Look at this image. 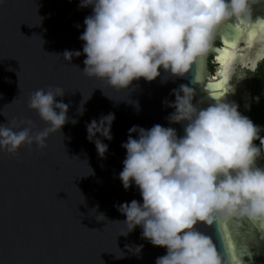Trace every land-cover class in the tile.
I'll use <instances>...</instances> for the list:
<instances>
[{"label": "clouds", "instance_id": "clouds-1", "mask_svg": "<svg viewBox=\"0 0 264 264\" xmlns=\"http://www.w3.org/2000/svg\"><path fill=\"white\" fill-rule=\"evenodd\" d=\"M262 2L80 0L79 7L92 8L79 36L86 56L82 74L123 92L141 78L154 81L161 75L160 69L171 77H183L193 65L197 68L210 53L217 52L214 40L226 22L239 32L248 29L246 47L251 49L257 34L264 33V17L253 18L254 6ZM260 44L257 60L264 56V40ZM81 54L66 50L63 58L70 62ZM241 63L242 69L248 67L243 60ZM233 71L232 62L226 60L217 74L226 81ZM243 78L241 70L237 81ZM195 79L200 78L196 75ZM215 80L213 76L201 84L202 93L216 98L206 108L193 104L195 92L185 84L172 90L173 102H163L174 109L167 118L169 123L184 125L182 137H177L174 128L159 124L147 130L133 126L121 145L126 157L119 179L125 190L132 184L139 189L142 203L132 200L117 206L126 217L120 235L141 227L143 239L166 249V255L155 264H242L227 227L223 229L225 254L218 252L211 237L196 229L198 223L212 226L247 221L264 232V166L257 163L264 157V138L259 136L261 129L227 99L228 94L213 87ZM64 94L59 86L32 92L28 108L47 126L35 131L31 121H21L23 127L14 122L0 125V152L15 154L22 145L45 149L49 135L60 132L68 122L69 105L56 101ZM90 96L83 95L80 115ZM114 120V113H108L86 124L87 139L101 158L108 145L97 134L111 141ZM71 122L77 123L75 119ZM257 139L259 147L253 144ZM101 217L104 219L103 215L97 218ZM142 248L137 246L135 253Z\"/></svg>", "mask_w": 264, "mask_h": 264}, {"label": "water", "instance_id": "water-1", "mask_svg": "<svg viewBox=\"0 0 264 264\" xmlns=\"http://www.w3.org/2000/svg\"><path fill=\"white\" fill-rule=\"evenodd\" d=\"M79 5L80 0H0V125L14 122L23 127L21 121H31L35 131H42L46 123L28 108L30 94L39 88L62 87L65 94L56 101L69 105L68 122L49 135L45 149L22 145L15 154L0 152V264H155L166 249L143 239L141 227L120 235L126 217L117 206L132 200L142 203L139 189L132 184L125 190L119 179L126 157L121 145L133 126L147 130L159 124L174 128L178 138L184 135L183 124L169 123L174 109L163 103L175 100L172 90L181 84L194 90V105L206 108L216 103L215 97L201 92V84L213 76V83L222 80L217 74L218 52L210 53L197 68L193 65L183 77H171L160 69L154 81H133L128 92L86 77L84 42L79 36L92 8ZM257 16L264 17V2L254 6L253 18ZM235 30L226 22L213 46L228 52L233 73L242 68V60L248 65L245 69L253 72L264 57L256 59L264 33L257 34L249 49L248 29L238 34ZM226 34L235 38L234 47L224 45ZM66 50L82 54L69 62L63 58ZM233 73L221 89L231 102ZM83 95L91 96L80 115ZM108 113H114L115 120L111 141L97 134L108 145L101 158L87 139L86 124ZM100 215L103 220L97 218ZM195 227L225 254L227 227L242 264H264V232L256 225L242 221ZM139 245L143 248L136 254Z\"/></svg>", "mask_w": 264, "mask_h": 264}, {"label": "trees", "instance_id": "trees-1", "mask_svg": "<svg viewBox=\"0 0 264 264\" xmlns=\"http://www.w3.org/2000/svg\"><path fill=\"white\" fill-rule=\"evenodd\" d=\"M211 63L212 60L209 62L210 67ZM251 95L252 101L249 112L246 114L240 108V114L250 119L255 126H258L261 129L259 136L264 138V59L256 71L251 74ZM253 144L259 147L260 140H254ZM257 163L259 166H264V157L259 159Z\"/></svg>", "mask_w": 264, "mask_h": 264}, {"label": "rangeland", "instance_id": "rangeland-1", "mask_svg": "<svg viewBox=\"0 0 264 264\" xmlns=\"http://www.w3.org/2000/svg\"><path fill=\"white\" fill-rule=\"evenodd\" d=\"M264 57L260 59L257 66L254 68L253 72H250L248 69L239 68L237 69L232 76L231 80V99L232 102L238 106V111L240 112V108L244 113L249 112V107L252 101L251 95V74H253L259 64L263 61ZM243 71L244 78L237 81V74Z\"/></svg>", "mask_w": 264, "mask_h": 264}, {"label": "snow or ice", "instance_id": "snow-or-ice-1", "mask_svg": "<svg viewBox=\"0 0 264 264\" xmlns=\"http://www.w3.org/2000/svg\"><path fill=\"white\" fill-rule=\"evenodd\" d=\"M235 31L237 34L239 33V29H236ZM223 43L225 46L234 45L235 44V38L229 39L228 35L226 34L224 37ZM217 52L219 53V55L217 56L216 60L221 65L222 63L226 62L229 54L226 50H221V49H217ZM213 87H215L217 89H223V87H224L223 80H221L219 83L213 85Z\"/></svg>", "mask_w": 264, "mask_h": 264}]
</instances>
